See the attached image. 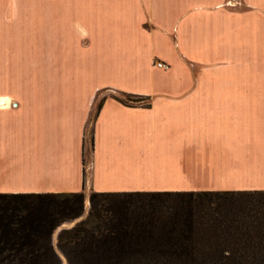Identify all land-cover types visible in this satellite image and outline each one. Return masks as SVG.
I'll use <instances>...</instances> for the list:
<instances>
[{"label": "crops", "instance_id": "0c3cea01", "mask_svg": "<svg viewBox=\"0 0 264 264\" xmlns=\"http://www.w3.org/2000/svg\"><path fill=\"white\" fill-rule=\"evenodd\" d=\"M134 191H264V0H0V194Z\"/></svg>", "mask_w": 264, "mask_h": 264}, {"label": "trees", "instance_id": "16d2710c", "mask_svg": "<svg viewBox=\"0 0 264 264\" xmlns=\"http://www.w3.org/2000/svg\"><path fill=\"white\" fill-rule=\"evenodd\" d=\"M114 99L149 106L139 96ZM83 200L81 192L0 194V264H60L52 232L76 219L56 242L67 264H264V191L91 192L82 218Z\"/></svg>", "mask_w": 264, "mask_h": 264}, {"label": "rangeland", "instance_id": "374dc122", "mask_svg": "<svg viewBox=\"0 0 264 264\" xmlns=\"http://www.w3.org/2000/svg\"><path fill=\"white\" fill-rule=\"evenodd\" d=\"M102 94H111L110 92L108 91H104L102 92ZM101 97V96H100ZM143 103H148V101H143ZM90 126L88 125L87 126V132H86V140H88V132H89V128ZM91 148H90V145H85L84 148L82 149V164L84 166V168L88 165L89 163V160H90V152H91ZM91 192L89 193H86L84 194V200H83V214H82V218L86 216L88 210H89V201H88V198H89V195H90ZM77 220L79 219H76V220H73L71 222H67V223H62L60 224L59 226H57L54 231L52 232V235H51V243H52V246L54 248V251L57 255V257L59 258V261H60V264H67L66 262V259H65V256L64 254L57 248V245H56V242H57V238H58V235H59V232L64 229V228H69L71 227Z\"/></svg>", "mask_w": 264, "mask_h": 264}, {"label": "built area", "instance_id": "2783aa9c", "mask_svg": "<svg viewBox=\"0 0 264 264\" xmlns=\"http://www.w3.org/2000/svg\"><path fill=\"white\" fill-rule=\"evenodd\" d=\"M155 66L158 68H164L165 67V65L160 61L155 62Z\"/></svg>", "mask_w": 264, "mask_h": 264}]
</instances>
